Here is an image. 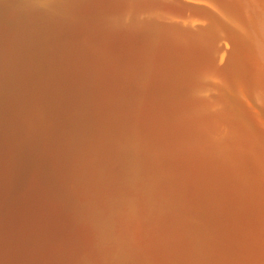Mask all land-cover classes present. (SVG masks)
Returning <instances> with one entry per match:
<instances>
[{"label": "bare ground", "instance_id": "bare-ground-1", "mask_svg": "<svg viewBox=\"0 0 264 264\" xmlns=\"http://www.w3.org/2000/svg\"><path fill=\"white\" fill-rule=\"evenodd\" d=\"M0 264H264V0H0Z\"/></svg>", "mask_w": 264, "mask_h": 264}, {"label": "rangeland", "instance_id": "rangeland-1", "mask_svg": "<svg viewBox=\"0 0 264 264\" xmlns=\"http://www.w3.org/2000/svg\"><path fill=\"white\" fill-rule=\"evenodd\" d=\"M214 91H216V90H214ZM225 98V97H224ZM224 100H227V98H225ZM217 106H218V104H217ZM216 106V107H217ZM219 107V106H218ZM217 107V108H218ZM224 127H228V128H235L234 126H233V123H232V118L231 119H229V120H227L226 122H225V124L223 125V126H220L219 128H218V131L219 132H221L223 129H224ZM227 129V128H226ZM225 129V130H226ZM224 130V131H225ZM237 136H238V134H231L230 136H229V139H230V142H234V141H236V138H237ZM98 144H99V142H98ZM122 166L124 167V170L126 169V170H128L127 169V165H124V164H122ZM126 170H125V176H126V174H127V172H126ZM102 179H104V177H100L99 176V179L97 180L98 182L96 183V185L97 184H99L101 181H103ZM118 181V180H117ZM112 185V184H111ZM55 205V207L57 208V210L59 209V205H60V202L59 203H55L54 204ZM48 207H50L49 205H48ZM52 208V207H51ZM113 241V240H112ZM72 255H74V254H72ZM77 257H78V255L77 254H75ZM71 256L70 255V257H72V261H79L77 258H76V256Z\"/></svg>", "mask_w": 264, "mask_h": 264}]
</instances>
